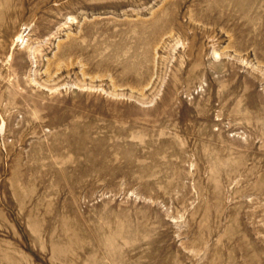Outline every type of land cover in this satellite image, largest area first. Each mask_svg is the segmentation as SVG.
<instances>
[{
  "label": "rangeland",
  "instance_id": "374dc122",
  "mask_svg": "<svg viewBox=\"0 0 264 264\" xmlns=\"http://www.w3.org/2000/svg\"><path fill=\"white\" fill-rule=\"evenodd\" d=\"M0 264H264V0H0Z\"/></svg>",
  "mask_w": 264,
  "mask_h": 264
}]
</instances>
